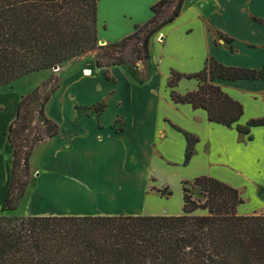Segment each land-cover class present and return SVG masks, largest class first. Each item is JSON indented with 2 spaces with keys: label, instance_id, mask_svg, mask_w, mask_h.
<instances>
[{
  "label": "crops",
  "instance_id": "0c3cea01",
  "mask_svg": "<svg viewBox=\"0 0 264 264\" xmlns=\"http://www.w3.org/2000/svg\"><path fill=\"white\" fill-rule=\"evenodd\" d=\"M255 19L264 20V0H186L180 15L152 37L147 66L107 69L93 60L78 69L70 62L53 69L61 84L45 113L59 133L38 143L30 158L35 175L23 198L25 216L181 215L172 196L162 197L152 187L178 185L183 212L185 180L210 176L239 190L249 184L240 183L245 157L232 148L245 147L259 128L264 145V126L252 128V140L242 138L236 126L224 127L209 121L204 110L175 104L167 84L172 71L198 73L209 58L262 70L264 24ZM98 37L105 44L117 42L99 30ZM84 68L92 74L85 76ZM217 84L243 104L239 124L264 117V80ZM197 86L198 81L183 79L176 90L185 94ZM25 93L0 90V208L12 179L8 131ZM185 133L198 139L188 165ZM243 210L244 204L238 213L248 215Z\"/></svg>",
  "mask_w": 264,
  "mask_h": 264
},
{
  "label": "trees",
  "instance_id": "16d2710c",
  "mask_svg": "<svg viewBox=\"0 0 264 264\" xmlns=\"http://www.w3.org/2000/svg\"><path fill=\"white\" fill-rule=\"evenodd\" d=\"M185 1L159 0L148 22L117 42L98 46L99 0H0V89L89 52L97 53L101 68L147 66L152 37L180 15ZM183 79L198 81L197 89L179 93L176 87ZM241 80H264V68L226 66L209 58L198 73L172 71L167 86L175 104L204 110L209 121L236 126L249 136L252 128L264 126V117L240 125L243 104L217 84ZM59 87L44 98L42 85L23 96L9 127L12 179L0 208V264H264V214L240 215L238 208L245 203L240 190L210 176L182 182L181 215H4L16 212L25 196L36 145L59 133L45 113ZM27 113H36L40 124L29 127ZM185 136L188 165L198 139ZM151 190L167 199L173 195L169 187Z\"/></svg>",
  "mask_w": 264,
  "mask_h": 264
},
{
  "label": "rangeland",
  "instance_id": "374dc122",
  "mask_svg": "<svg viewBox=\"0 0 264 264\" xmlns=\"http://www.w3.org/2000/svg\"><path fill=\"white\" fill-rule=\"evenodd\" d=\"M151 1L153 0H99L98 30L100 34L102 35L104 33L109 39H115V41H119V38L123 39L124 37L132 34L137 25H142L145 21H147V19H149L148 17L150 16L152 18V6L149 5ZM100 42L101 40L99 39L98 46L106 45ZM96 57V52H89L76 59L65 62L59 67H65L67 66V63L70 62L71 69H78L90 61L94 60L96 62ZM57 83L61 84V76L57 73V71L52 69L43 73L30 74L22 80H18L10 86L5 87L4 90L10 89L17 92H26L25 95H28L31 91H33V89L42 85L41 96L44 98L50 92L51 88H53ZM25 122L29 127L38 126V124H40V119L36 113H27ZM259 130L261 129H256V131L252 134L254 137L253 141L248 142L245 139V147H237L234 144L235 148H232L235 152L239 149V155L245 157V178L244 180H241L240 183L249 182V184H240L239 186H241L240 190L245 200V210L243 211L248 215L264 214V145L260 135L261 132H259ZM237 135L242 138L246 136L244 134ZM225 140L226 142L231 141L230 143H232V140L229 138H226ZM20 144L21 146H24L25 142L20 140ZM22 174L25 175V172L23 171ZM34 175L35 173L30 168V172L26 177L29 184L31 180H33ZM178 188V185L176 186L172 184V198H174V202L182 214V206L179 205L181 199L179 198ZM194 193L195 196H199L198 189H195ZM26 211V203L22 200L18 210L13 216H25Z\"/></svg>",
  "mask_w": 264,
  "mask_h": 264
},
{
  "label": "bare ground",
  "instance_id": "6f19581e",
  "mask_svg": "<svg viewBox=\"0 0 264 264\" xmlns=\"http://www.w3.org/2000/svg\"><path fill=\"white\" fill-rule=\"evenodd\" d=\"M91 74H92V72L89 69H85L84 70V75L85 76H88V75H91Z\"/></svg>",
  "mask_w": 264,
  "mask_h": 264
},
{
  "label": "water",
  "instance_id": "95a60500",
  "mask_svg": "<svg viewBox=\"0 0 264 264\" xmlns=\"http://www.w3.org/2000/svg\"><path fill=\"white\" fill-rule=\"evenodd\" d=\"M100 43H102V44H105V42H103V41H101ZM58 67H56V68H54V69H57Z\"/></svg>",
  "mask_w": 264,
  "mask_h": 264
}]
</instances>
